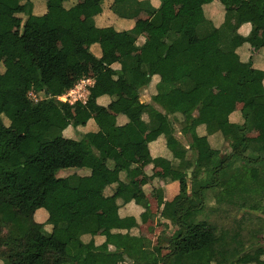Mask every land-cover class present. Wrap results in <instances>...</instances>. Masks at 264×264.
I'll return each mask as SVG.
<instances>
[{"label": "trees", "instance_id": "16d2710c", "mask_svg": "<svg viewBox=\"0 0 264 264\" xmlns=\"http://www.w3.org/2000/svg\"><path fill=\"white\" fill-rule=\"evenodd\" d=\"M105 1L89 0V28L96 27ZM214 1L189 0L190 13L184 16L177 15L173 0L151 6V24L165 41L161 46L113 21L119 30L102 43L103 51L136 45L140 55L124 54L118 66L106 65L95 77L87 104L95 105L105 121L92 130L87 121L73 122L71 110L83 107L81 102L59 98L87 75L65 79L79 59L59 48V41L72 35L83 5L79 0L56 5L0 0V264L80 259L87 264H264V145L249 135L264 118V89L256 86L264 70L255 66L253 54L264 48L259 42L264 0H238L249 8L247 15L224 5L225 17L216 20L209 17ZM143 8L140 0H113L107 7L121 18H134ZM244 24L251 25L247 35L239 31ZM18 29L21 57L30 62L21 75L4 68L3 61L5 36ZM81 31L77 43L83 46L88 34ZM230 71L237 75L241 123L230 119L235 110L230 100L214 99L232 90L225 78ZM138 79L151 101L137 97L128 103L122 92L136 87ZM193 91L201 96L196 104L186 97ZM15 96L31 104L35 122L29 132L14 126L24 112L12 102ZM104 97L122 111L107 113L99 103ZM119 115L125 122H118ZM70 126L74 137L66 134ZM145 129L155 133L152 140ZM200 139L206 140L200 144ZM118 142L144 144L155 168L182 175L175 187L167 183L168 200L158 195L160 215L171 223L156 219L151 195L139 187L147 161H137L133 148L114 156ZM100 167L103 174L97 173ZM154 174L149 175L156 179L153 196L162 179ZM135 202L143 223L163 227L156 239L134 235L140 224L131 215L107 223L110 234L99 243V206L110 212ZM40 208L48 212L43 223L36 220Z\"/></svg>", "mask_w": 264, "mask_h": 264}, {"label": "crops", "instance_id": "0c3cea01", "mask_svg": "<svg viewBox=\"0 0 264 264\" xmlns=\"http://www.w3.org/2000/svg\"><path fill=\"white\" fill-rule=\"evenodd\" d=\"M80 3L83 5V13L81 18L75 22L74 24V29L72 35L66 36L62 38L59 41V48L61 49L62 52L69 54V55H76L79 59V63L69 67L66 71L65 79L67 80H73L77 78L80 73H86V76H82L81 78H90L92 80L95 79V77L104 69L106 65H110L113 67H116L119 65L118 60L121 58L124 54H132L134 56H139L140 55V49L135 45L133 47H127L125 44L119 45L116 49H114L112 52H104L102 49V43L111 37L114 36L115 34V29L119 30V28H136L137 30L140 31L142 37L144 36L148 37L151 42L156 45V46H161L164 44V39L159 35L157 29L151 24V19H152V12L150 10V7H155L159 8L162 5L163 0H140L144 2V8L143 10L134 18H121L119 17L118 14H116L112 9H107V7L113 2V0H106L105 1V9L104 12L101 15L96 16L95 22H96V27L94 29H91L87 26V19L90 16L89 12V0H79ZM175 7H176V12L177 15L179 16H184L188 15L190 13V8H189V0H173ZM59 3V0H47L48 5H56ZM224 5H231L234 9H236L240 14L242 15H247L249 13V8L242 4L238 0H216L214 3L209 8V17L211 19H221L225 17V7ZM114 20H117L119 25L121 27H116L114 24ZM81 24L82 30L81 32H87L88 38L84 42L83 46L79 45L77 43V38L80 35L78 27ZM83 24V25H82ZM251 30V25L250 24H244L240 27L239 31L247 35ZM159 41V44L157 43ZM259 42L263 43L264 42V30H262L259 34ZM71 50H70V49ZM119 53H122L119 55ZM248 53V52H247ZM252 52L250 51L248 54L245 56L248 57L249 54ZM255 56L257 55L258 57L256 58V64L255 66L257 68H260L264 70V48H259L256 49L253 53ZM104 64V65H102ZM85 69L81 70L80 69ZM80 71V73H79ZM72 77H71V76ZM78 75V76H76ZM80 78V79H81ZM225 78L228 81V83L232 86V90H230V93L227 96H221V95H215L214 99L217 100L219 103L223 102L224 100L228 99L230 102L233 104L235 110L233 113L230 115V119L233 122L236 123H241L243 122V117L241 113V108H242V103L239 101V92L238 89L236 88V83H237V75L235 72L230 71L225 73ZM79 79V80H80ZM136 83L137 85L141 84ZM134 87V89H137ZM256 86L259 89H264V80H259L256 82ZM142 89V88H141ZM137 93V97L141 101H151V95L150 91L148 88L146 90H142L143 94H139L138 92H141V90H135ZM122 92V97L125 99L126 102L132 103L135 99L132 97L133 95L129 97L123 96ZM16 97V96H15ZM187 99L192 102L193 104H196L197 102L200 101L201 96L197 92H191L186 95ZM14 98V97H13ZM99 103H102L104 106H106V112L110 114H119V112L122 111L121 107L119 106L118 103L116 102H111L108 98H100ZM91 106V107H90ZM84 107H87V110H84ZM72 114V119L73 122L79 123L82 121H87V126L89 129L92 130H97L99 129L100 126L104 123V115L100 113V111L96 108L95 105H90L86 104L83 107L82 106H75L71 110ZM75 118H78V121L75 120ZM126 117L119 115L118 117V122L120 123L121 121L125 122ZM70 128H73L70 126ZM68 131V130H67ZM154 132L149 131L147 129L144 130V136L148 141L152 140L154 136ZM150 135H152V138H150ZM249 135L257 137L260 141L261 146L264 145V118L259 120L256 125H254L250 130H249ZM116 138H112V141L115 140ZM206 139H200V142H204ZM151 143L158 144L157 141L154 142L152 141ZM159 145V144H158ZM116 153H114V156L119 154V153H125L128 149L133 148L137 151L136 154V160L141 161V160H146L147 161V166L145 168V174H143L140 178H146L147 183L142 185L141 187H144L145 191L147 194H150L151 199H150V204L152 208L156 212V219H162L161 221H168V219H165L161 217L160 213L162 210V206L160 207L157 205V198L156 195H152L153 189H156V179L153 181L150 179V176L153 171L155 172L156 175H163L161 176L162 179H160L161 186L157 190H161L163 188L166 189L165 195H168V184L174 185L175 187L178 181H176L178 178L173 174L172 176H167L164 173L165 169H169L166 167H154L153 164L151 163V154L147 147L144 144H139V145H133V144H126V143H120L118 142L116 145ZM128 148V149H127ZM161 148V147H160ZM159 148V150H160ZM224 150V148H223ZM171 170V169H169ZM101 171V172H99ZM172 171V170H171ZM105 171H102V168L100 167L99 170H97V173L103 174ZM175 173V172H174ZM168 177H172V179H166ZM176 178V179H175ZM157 192V191H156ZM76 194L79 196H84L85 192L84 191H78ZM99 213V220H100V228H99V237L97 241L99 243L104 241V238L110 234V230L107 228L106 224L109 222H115L118 221L121 217L125 216H135L137 219V222L140 224L138 229L132 230V233L134 235H142V237L145 238H151L156 239V237L159 235V233L162 231H159L160 226H158L157 222L153 221L151 222H142L141 218V211L142 208L135 202L134 204H126L124 207H121L119 209H116L114 211H106L105 207L100 205L99 208L97 209ZM48 219V212L44 208H40L37 210L36 213V220L38 222H46ZM171 223V222H169ZM51 226H47V230H50ZM73 264H87L86 261L83 259H80L76 261Z\"/></svg>", "mask_w": 264, "mask_h": 264}, {"label": "rangeland", "instance_id": "374dc122", "mask_svg": "<svg viewBox=\"0 0 264 264\" xmlns=\"http://www.w3.org/2000/svg\"><path fill=\"white\" fill-rule=\"evenodd\" d=\"M18 36H19V29L17 30V32L10 33V34H7L5 36V40H4L3 44H4L5 51H6V55H5L4 59H3V61H4V68L9 69L13 73L21 75L24 72H26L27 66L29 65L30 62L27 63V60H25V57H21L22 51H23V46L20 43L19 39L17 38ZM157 43L159 44V41ZM121 54L122 53H119V55H121ZM102 65H104V64H102ZM81 70L85 71L84 68L80 69V71ZM80 71H79V73H80ZM76 76H78V75H76ZM140 82L141 81L139 79L136 81V83H140ZM141 87L142 86H140V84H139L137 89L127 88L126 90L123 91L124 92L123 96L129 97V96L133 95L132 97H134V99H136L137 98V93L135 92V90H141V92H138V95L139 94L140 95L141 94L144 95V93H142V90H146V87H144V88L142 87V89H141ZM11 100H12V102H14L16 104H21L24 107V112L16 119L15 122H13L14 126L17 128V130H19L21 132H24V133L29 132L30 127L35 122V117H34L33 110H32L30 102H28L26 99H23V98L19 99L17 97H14V98L11 97ZM87 109H88L87 107H84V110H87ZM75 120L78 121V118H75ZM177 126L179 128V124H177ZM66 134L68 136L70 135V136L74 137L76 135V132L74 131L73 128L69 127V129H68ZM150 138H152V135H150ZM101 168H102V171H105V167H101ZM164 172H165L164 174L167 175V176H169V175L172 176L173 174L177 178L182 176L181 174H176V173H174L173 171H171L169 169H165ZM161 176H163V175H161ZM163 177H165V176H163ZM145 183H147V179L146 178H140L139 187L144 185ZM165 192H166L165 188H163L161 190H157V192H155V195H156V198H157V200H156L157 201V205H158V203H160L159 200H158L159 199L158 195H160V194L162 195L163 194L162 197H163L164 200H168L170 198L169 195H165ZM193 202L198 203L199 200L195 198V199H193ZM257 215H259V213H255L254 214V216H257ZM162 229H163V227H160L159 231H161Z\"/></svg>", "mask_w": 264, "mask_h": 264}, {"label": "built area", "instance_id": "2783aa9c", "mask_svg": "<svg viewBox=\"0 0 264 264\" xmlns=\"http://www.w3.org/2000/svg\"><path fill=\"white\" fill-rule=\"evenodd\" d=\"M93 83L94 80L90 78H81L73 88L59 98L64 102H69L70 104H75L77 102L86 103L90 86L93 85Z\"/></svg>", "mask_w": 264, "mask_h": 264}, {"label": "clouds", "instance_id": "9594fccd", "mask_svg": "<svg viewBox=\"0 0 264 264\" xmlns=\"http://www.w3.org/2000/svg\"><path fill=\"white\" fill-rule=\"evenodd\" d=\"M78 81H79V80H78ZM78 81H77V82H78ZM77 82H76V83H77ZM73 87H74V86H73ZM73 87H72V88H73ZM65 94H66V93H65ZM89 94H90V90H89L88 96H89ZM63 95H64V94H63ZM88 96H87V100H88ZM81 103H82V102H81ZM75 104H76V103H75ZM75 104H74V105H75ZM82 104H83V105H86V104H87V101H86V103H82ZM72 105H73V104H72Z\"/></svg>", "mask_w": 264, "mask_h": 264}, {"label": "water", "instance_id": "95a60500", "mask_svg": "<svg viewBox=\"0 0 264 264\" xmlns=\"http://www.w3.org/2000/svg\"><path fill=\"white\" fill-rule=\"evenodd\" d=\"M193 167L192 168H190V170L188 171V175L191 177L192 176V171H193Z\"/></svg>", "mask_w": 264, "mask_h": 264}]
</instances>
